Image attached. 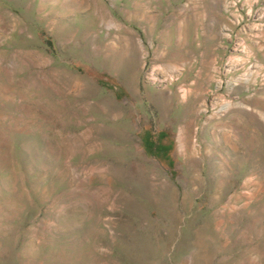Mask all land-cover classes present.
Here are the masks:
<instances>
[{"label": "rangeland", "instance_id": "374dc122", "mask_svg": "<svg viewBox=\"0 0 264 264\" xmlns=\"http://www.w3.org/2000/svg\"><path fill=\"white\" fill-rule=\"evenodd\" d=\"M0 264H264V0H0Z\"/></svg>", "mask_w": 264, "mask_h": 264}]
</instances>
